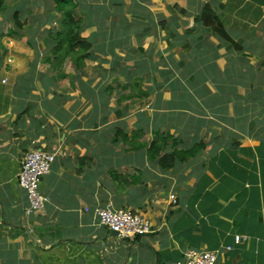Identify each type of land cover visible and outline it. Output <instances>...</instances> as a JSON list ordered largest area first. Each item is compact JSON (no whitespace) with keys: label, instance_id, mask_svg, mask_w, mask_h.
Masks as SVG:
<instances>
[{"label":"crops","instance_id":"0c3cea01","mask_svg":"<svg viewBox=\"0 0 264 264\" xmlns=\"http://www.w3.org/2000/svg\"><path fill=\"white\" fill-rule=\"evenodd\" d=\"M66 1L0 11L23 25L0 31V264H179L192 249L264 264V0ZM69 13L91 43L73 56L50 41ZM153 143L200 151L168 168ZM35 148L55 156L29 213L17 175ZM108 204L152 232L111 235Z\"/></svg>","mask_w":264,"mask_h":264},{"label":"built area","instance_id":"2783aa9c","mask_svg":"<svg viewBox=\"0 0 264 264\" xmlns=\"http://www.w3.org/2000/svg\"><path fill=\"white\" fill-rule=\"evenodd\" d=\"M54 153L44 148H35L23 157L17 180L25 190L29 200V213H39L44 210L48 201L40 189L44 176L51 171ZM170 199L176 204L175 196ZM96 214L101 225L119 233V237L133 240L137 236L152 232V223L144 216L125 209H114L110 204L98 207ZM179 264H218V252L209 250H189Z\"/></svg>","mask_w":264,"mask_h":264},{"label":"trees","instance_id":"16d2710c","mask_svg":"<svg viewBox=\"0 0 264 264\" xmlns=\"http://www.w3.org/2000/svg\"><path fill=\"white\" fill-rule=\"evenodd\" d=\"M4 1L5 0H0V11L4 10ZM58 3H63V7L64 5L67 3L66 0H57ZM205 11H210L211 10L209 8H205ZM204 11V13H205ZM217 17V16H216ZM13 23H8L6 22L2 27H0V31L2 36H11L13 34H15V31L13 29V25L16 28H21L23 25L22 23L19 21L17 16H13ZM62 24L64 25V28L61 32H59L57 34V36L55 38H51L50 41L58 48H66L68 50L67 54L62 53L61 55H65V56H73L70 52H73L75 50L76 47L80 46L82 49H87L89 48V46H91V43L87 40L81 37V31L78 28V24L76 22L75 17L69 13L68 15H65V20L62 22ZM209 24V23H208ZM210 24L213 25V28L222 33L224 38H226L227 40L232 41V39L224 32V26L223 24L219 21V19L217 18L215 20V22H210ZM15 28V30H16ZM22 42H26V39L24 37H20ZM88 52L83 53V54H79L77 55V57L79 56L77 62L81 63L84 58H86L88 56ZM59 55V56H61ZM155 143H153V145L150 148V155L151 158H157L158 159V163L161 164L164 167H172L174 166L177 162H182V161H187L189 160L191 157L196 156L200 149H198L196 146H194L191 149L188 150H178V149H174L171 151H168L166 149H163V147H161L160 145L157 147H153ZM161 144V143H160ZM161 154V155H160ZM139 236H137L136 238H138ZM126 239V238H123ZM128 240V239H127Z\"/></svg>","mask_w":264,"mask_h":264},{"label":"rangeland","instance_id":"374dc122","mask_svg":"<svg viewBox=\"0 0 264 264\" xmlns=\"http://www.w3.org/2000/svg\"><path fill=\"white\" fill-rule=\"evenodd\" d=\"M9 4L13 5V0H5V1H4V7H5V8H6V5H9ZM4 14H5V16H6V13H4ZM7 14H8V12H7ZM0 18H1V16H0ZM4 56H6V55L4 54ZM2 61H3V56H0V66H1V64H2ZM4 71H5V70L0 71V81L2 80V78H3L4 76H6V78L9 77Z\"/></svg>","mask_w":264,"mask_h":264},{"label":"water","instance_id":"95a60500","mask_svg":"<svg viewBox=\"0 0 264 264\" xmlns=\"http://www.w3.org/2000/svg\"><path fill=\"white\" fill-rule=\"evenodd\" d=\"M110 232L113 236H119V233L117 231L111 230Z\"/></svg>","mask_w":264,"mask_h":264}]
</instances>
